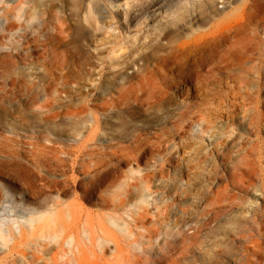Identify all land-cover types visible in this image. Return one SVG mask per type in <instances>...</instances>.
Segmentation results:
<instances>
[{"label":"rangeland","instance_id":"1","mask_svg":"<svg viewBox=\"0 0 264 264\" xmlns=\"http://www.w3.org/2000/svg\"><path fill=\"white\" fill-rule=\"evenodd\" d=\"M167 1L0 0V264H56L59 243L84 237L79 228L109 245L116 235L131 243L141 234V245L160 255L167 241L224 212L228 204L213 196L236 153L223 160L222 141L239 131L226 105L239 72L257 78L246 71L264 56V0H183L175 19ZM235 35H251L259 55L245 49L244 59L225 63L221 37ZM239 191L245 202L254 197ZM245 202L201 228L178 263L217 255L216 243L253 204ZM39 244L49 249L35 251Z\"/></svg>","mask_w":264,"mask_h":264},{"label":"bare ground","instance_id":"2","mask_svg":"<svg viewBox=\"0 0 264 264\" xmlns=\"http://www.w3.org/2000/svg\"><path fill=\"white\" fill-rule=\"evenodd\" d=\"M150 1H151V4L155 2V0H141L142 4H143V2L148 4ZM127 3L129 4V2H126V4ZM186 3H187V1L183 2V0H172L170 2L167 1L166 5H165V7H167L165 12H166V14H168L169 16H172L175 19L178 11L180 9H182V6H184L183 4H186ZM146 4H145V6H146ZM146 11H147V9H146ZM155 12H157V10H154V14H155ZM139 13H140V11H139ZM210 13H212V12H210ZM215 14H216V12H215ZM242 25H244V24H242ZM236 27H238V26L235 25L234 29ZM245 27H246V25H245ZM238 28L240 29L242 27H238ZM235 31L237 32V30H235ZM245 31H246V33H248L247 30H245ZM244 33L245 32L242 33V36ZM232 34L234 35V33H232ZM230 36H231V33H230ZM245 36L246 35H244V37L237 38L238 35H235V36H232V39L230 37H228L227 40H229V38H230V41H227L225 39L226 36L224 38L221 37V39L223 41L222 45L220 42L221 40H219V42H220L222 49H219V50H221L220 51L221 53L217 49V51H218L217 53L218 54L220 53L222 58L225 60L224 61L225 63H226V61H229V58L231 61H232L231 58L236 59L237 54H239V59L240 58L244 59L242 55H244L245 52L247 53V51L245 49L249 50L250 52L252 51L253 54L255 53V54L259 55L260 49H257V42H255L256 38L253 37L252 42H251L253 44V41H254L255 45L254 44L251 45V44H249L250 42L246 41L249 37L251 38V35L249 37L247 36L248 38H246ZM214 38L215 39H212V40L215 41V40H218L219 37H217V38L214 37ZM223 39H225V40H223ZM247 42H248V44H247ZM259 44H262V43H259ZM214 45H217V44H214ZM249 45L253 46V47L250 46L252 49L251 48L249 49ZM218 48H220V47L218 46ZM263 49H264V47H263ZM253 50H255V51H253ZM257 50L259 52H257ZM258 55H253L252 57H256ZM261 56L262 55L260 54L258 56L259 58L256 57L259 60L257 61V63L255 62L259 68L255 67V65H252V63H254V61H256V59H254V61H253V59H250L253 61L251 63L252 67L250 65L248 67V70L246 71V72L250 71V73L256 72L257 74L256 73L253 74V75L256 74L255 75V77H257L256 79L255 78L253 79L252 77H250V76L248 77L246 75L240 76V72H239V77L237 76L239 78V85H237V84L235 85L236 86L235 90H234V95H236L235 100H231V103L228 102V103H230L228 105L225 104L227 106L228 110L225 112V110H226L225 109L224 112H225V114L227 113L226 118H228V120H231V121L235 120L237 115H238V125H239L238 130L239 131L237 130L238 132L235 131L229 135L224 134L225 140L222 141V143H224L223 148L225 149V151H224L225 153L222 155V157L224 156L223 160H226V158H228V160L230 161V159H231V161H232L231 164L229 163L228 160H227L228 161L227 163H229L230 165H232V163H233V165H234L233 171H231L232 175H231V177H228V178H231V182L233 181L232 182V183H234L233 187L238 189V191L239 190L243 191L244 193L245 192L248 193L249 191L254 190L252 193H253V196L255 197L256 201L254 200V197H253L252 199L250 198L251 200H248L245 202V199L242 196L243 193L240 195V191L238 192L237 190H234V189L233 190L235 192L233 191L234 192L233 194L228 192L231 183L229 184V182H228L229 180L227 178V183L225 182L226 184H224L223 187L221 186V188L219 189L220 192L217 195L213 196V198L215 197L214 201H218L219 205H220V202H222L221 204H228V205H225L227 207L222 205L223 207H225L224 208L225 210L223 209L224 215H223V213L221 214L220 211L216 212L215 216L211 214V216H209V218L206 220L205 225L207 226L217 219L220 220L222 215H223L222 217H224V218H225V215L227 217L229 214H230V216H235L237 214V211H235L236 212V214H235V212L233 210L234 208L233 209L228 208V206H230V207L234 206L235 207V204H239V206H240V204H243V202L247 203L249 201L252 202L253 204H251V207L247 211V213L245 215H242L244 217V221H241L243 219V217H240V220L238 218V221L236 220V222L233 220V222H232L233 224L230 222L233 225V228H231L232 231H230V235H231V233H232V235L236 234L235 237L231 238L230 235L228 236L229 232L227 233V235L221 234L222 235L221 238L224 240L221 241V244L217 242L218 243V245H217V243H216V246L220 248V249H218L220 252L218 254L216 253L217 255H213V256L206 258L203 261V264H264V203H261L259 201V198L264 197V188H259L257 185L258 183H256L260 179L258 177V180H257L256 176L257 175L259 176V174L262 175L264 172V168L262 166L261 167L263 168V172H261L262 171L261 167H258V165H260L264 161V159H263V157H264V56H262L263 58ZM260 60L263 61V64L261 66L259 65L260 63L258 64V62H260ZM235 61H234V64H235ZM239 61H241V60H239ZM243 63H244V61H243ZM240 64L242 65V63H240ZM241 68H242L241 72H243L242 70L244 67H241ZM257 68H258V70H257ZM148 74H151V73H148ZM148 74H147V76H148ZM141 75L143 78L141 81L139 79V82H141V83L146 82V79L144 78L143 74H141ZM145 77H146V75H145ZM148 78H151V77L148 76ZM235 80H236V78H235ZM138 83H135V85L136 84L138 85ZM141 83H139V85H142ZM147 83H149V82H146L143 85H145ZM137 85L133 86L132 90H131V85H130V87H128V88L131 91L129 89H126V87H125L126 93H128L127 91H130L132 93V91L134 92V90H138L139 85H138V87H137ZM135 87H137V88H135ZM187 90H189V89H187ZM123 92H124V88L122 89V94L120 95V96H122L121 99H119V100H121V101H119L120 103L122 102V100H123L122 98L124 97V94H125V93L123 94ZM131 93H129V94L131 95ZM127 96H129V95H127ZM223 96H225V95H223ZM129 97L131 98V96H129ZM227 97L229 98V96H227ZM127 99L124 98V100H127ZM223 99H224V97H223ZM117 101H118V99H117ZM227 101H229V100H227ZM236 122H237V120H236ZM210 123L211 122L209 120L208 124H210ZM222 153H223V150H222ZM233 153H236L237 156L234 155ZM231 154H233L234 156H236L239 159L236 158L237 161H235L234 157L232 158L233 155L231 156ZM230 156H231V158H230ZM224 163H226V162H224ZM257 163H258V165H257ZM233 165L230 166L231 169H232ZM255 166L257 167V169L259 168L261 171H258L255 168ZM229 173L228 174L225 173V175L227 176V175H229ZM261 177H263L262 179L264 181V176H261ZM262 179L260 181H262ZM261 187H263V185ZM231 188H230V190H231ZM258 192H260V193H258ZM246 200H247V198H246ZM212 202H213V200L211 201V203ZM236 207H238V206L236 205ZM138 213L136 214L135 217H137L138 220H140V222L138 220L137 221L139 223H141V211L139 214ZM233 214H235V215H233ZM135 217H134V219H135ZM224 218H222V219L224 220ZM231 219H232V217L229 218V221ZM134 221L136 222V220H134ZM135 222L133 224H135V225L139 224L138 222H136L137 224ZM234 223H235V225H234ZM231 224H229V225L231 226ZM205 225L203 224L202 226L199 227V229H196V231H195V233H193V235H190V236L186 235V237H188V238H185L183 236L177 238V236H176V238L174 237V240H171V242L167 241L166 246L161 247V254L160 255L155 254L156 251H153L150 253L148 247L141 245V242L139 241V239H137V238H139L138 236H141V234H137L138 231L135 233L138 235V236H136L137 238L135 237L136 238L135 239L134 238L135 234L133 233L134 231L131 230V232H130V230H129V235L133 236V239H135L134 241L138 240V242H131L130 243L127 240L128 237H125L124 235L119 237L118 235H116V238H114L111 241L112 245L111 244L109 245V244L105 243V241H103V239L97 238L95 235L93 236V233L91 232L92 230L90 232H88L87 228H79V226H78V228L81 230L80 231L81 234L84 233V237L79 238L78 241L75 243H73V241L71 239L67 243L66 242L59 243L57 252L53 254L52 258L55 260L56 264H92V262L87 259L88 257L85 256L88 252H91V253H93V255L95 257V262H99V263L102 262L103 264H179L178 262H179L180 258L182 259V257L185 254L189 253L190 251L192 252V247L196 246V240L199 236V231L201 230V228H204ZM226 225H224V227ZM230 226L228 227V225H227L226 228L227 227L230 228ZM226 228H225V232H226ZM125 229L126 228H121V231L127 232V230H125ZM78 232H79V230H78ZM233 232H234V234H233ZM152 233H154V235H155L154 231H152ZM151 235H152V237L154 236L153 234H151ZM97 239H99L98 243H97ZM175 239H176L177 243H174ZM98 247L100 249H98ZM109 247H114V250L112 251L111 258L107 259L105 257L104 253L109 250ZM43 249H49V248L45 244H39V245L35 246V251H37V252L41 251ZM68 250L71 252L70 255H72V257L71 256L64 257L65 256L64 254L67 253ZM61 253H64V254H62V256H63L62 262H59L57 258H58V255ZM37 258H38L37 255L34 254L33 260L35 261Z\"/></svg>","mask_w":264,"mask_h":264}]
</instances>
